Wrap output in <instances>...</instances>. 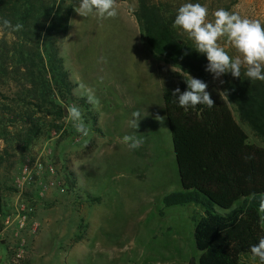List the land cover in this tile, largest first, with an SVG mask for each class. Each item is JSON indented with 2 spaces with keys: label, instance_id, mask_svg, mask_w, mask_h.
Listing matches in <instances>:
<instances>
[{
  "label": "rangeland",
  "instance_id": "1",
  "mask_svg": "<svg viewBox=\"0 0 264 264\" xmlns=\"http://www.w3.org/2000/svg\"><path fill=\"white\" fill-rule=\"evenodd\" d=\"M69 1L73 11L69 30L59 40L60 54L77 83V97L91 93L99 103H91L92 115L80 108L87 136L75 131L70 103L58 132L40 134L17 149L0 140V150L7 149L0 166V264H187L198 259L192 216L203 210L194 204L162 203L164 194L181 189L163 87L176 85L174 71L197 76L149 51L135 17L138 0H116L118 16L103 19L95 14L82 17L75 11L79 0ZM147 1L170 4L173 10L187 2ZM193 2L208 9L209 21L223 8L264 22V0ZM218 44L230 56L238 55L226 37ZM205 82L208 90L223 93V75L214 78L210 73ZM229 106L249 141L264 147V140ZM136 110L145 115L137 131L128 124ZM126 134L141 137V147L129 149L122 141ZM43 148L51 149L50 159L61 178L73 173L74 185L66 183L64 191L53 188L31 199L40 228L34 234L24 232L26 243L20 251V234L5 220L18 199L15 180L22 163ZM22 196L30 199L29 193ZM18 251L20 257L15 256ZM242 260L257 264L251 256Z\"/></svg>",
  "mask_w": 264,
  "mask_h": 264
},
{
  "label": "trees",
  "instance_id": "2",
  "mask_svg": "<svg viewBox=\"0 0 264 264\" xmlns=\"http://www.w3.org/2000/svg\"><path fill=\"white\" fill-rule=\"evenodd\" d=\"M169 5L138 0L141 39L152 54L205 81L210 74L206 55L186 33L172 28L176 10ZM72 11L69 0H0V140L6 146L17 149L40 134L58 132L70 103L92 113L88 98L74 92L60 54L59 40L69 30ZM17 24L23 26L19 31ZM245 71L240 78L224 74L223 93L206 89L212 108L178 105L173 92L187 87L182 72L171 74L176 85L163 87L181 189L164 194L162 203L203 210L192 216L200 254L187 264H245L242 258L253 257L251 246L264 237V147L249 141L229 106L264 140V81L248 80ZM64 177L74 185L73 173Z\"/></svg>",
  "mask_w": 264,
  "mask_h": 264
},
{
  "label": "clouds",
  "instance_id": "3",
  "mask_svg": "<svg viewBox=\"0 0 264 264\" xmlns=\"http://www.w3.org/2000/svg\"><path fill=\"white\" fill-rule=\"evenodd\" d=\"M75 11L85 18L93 14L101 19L118 16L116 0H79ZM213 15L214 20L209 21L208 9L203 4L187 0L176 9L172 28L186 33L195 49L206 55V71L214 74V78L227 73L240 78L241 68L246 66L244 74L248 80L264 81V22L242 17L239 13L223 8L215 10ZM22 27L17 24L15 30L19 31ZM221 37H226L238 55L230 56L224 47L219 46ZM185 80L186 90L181 92L180 88H176L173 92L180 107L188 109L197 105H206L208 108L214 106L210 93L206 91L208 85L205 81L191 75ZM88 101L94 105L99 103L91 93ZM68 115L75 131L87 136L89 129L81 109L72 106ZM144 116L139 110L133 111L128 121L129 127L137 131L139 121ZM122 141L131 150L140 148L143 143L141 137L133 134L124 135ZM250 251L254 258H259L260 264H264V237H260Z\"/></svg>",
  "mask_w": 264,
  "mask_h": 264
},
{
  "label": "built area",
  "instance_id": "4",
  "mask_svg": "<svg viewBox=\"0 0 264 264\" xmlns=\"http://www.w3.org/2000/svg\"><path fill=\"white\" fill-rule=\"evenodd\" d=\"M47 149L43 148L37 154L26 157L15 180L18 199L12 211L7 214L5 225L11 226L15 229L16 234H20L17 241L20 251H24L26 243L24 232L34 234L40 228L39 221L33 216L32 200L42 197L45 192L53 188L59 191H64L66 188L65 178L58 175L57 168L50 159L51 149ZM33 190H35L36 196L32 195ZM24 193H29L30 199L23 197ZM20 251L16 252V257L21 256L22 252Z\"/></svg>",
  "mask_w": 264,
  "mask_h": 264
},
{
  "label": "crops",
  "instance_id": "5",
  "mask_svg": "<svg viewBox=\"0 0 264 264\" xmlns=\"http://www.w3.org/2000/svg\"><path fill=\"white\" fill-rule=\"evenodd\" d=\"M76 84V86H77V83H75ZM164 105V104H163Z\"/></svg>",
  "mask_w": 264,
  "mask_h": 264
}]
</instances>
